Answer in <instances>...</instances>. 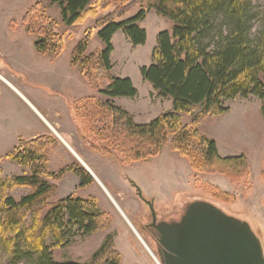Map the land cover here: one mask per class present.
<instances>
[{
  "label": "trees",
  "instance_id": "trees-1",
  "mask_svg": "<svg viewBox=\"0 0 264 264\" xmlns=\"http://www.w3.org/2000/svg\"><path fill=\"white\" fill-rule=\"evenodd\" d=\"M51 2L59 6L61 22L66 27L79 26L111 10L97 19L94 27L104 48L89 54L92 31H86L85 38L71 53V67L81 73L92 90L107 98L102 101L89 97L74 108L88 149L102 157L133 164L159 156L171 140L172 149L187 160L195 173L221 175L232 183L248 177L250 164L245 156L222 158L217 143L197 129L206 118L229 113L225 103L239 97L258 98L264 117V22L258 30L254 29L258 16L250 0ZM136 8L138 12L126 18ZM149 12L169 20L173 29L158 35L151 65L141 68L140 72L160 97L173 102V111L150 124L140 125L114 102L116 98L134 99L139 93L130 78L112 75V40L118 32H123L133 47L146 45L147 31L140 23ZM23 25L28 35L35 38L34 47L39 55L57 57L62 53L63 40L54 30L59 24L48 18L39 5L27 12ZM104 82L107 87L102 89ZM186 114H194L191 127L183 125L182 118ZM60 144L54 135L21 140L6 155L7 160L29 169L30 175L5 181L0 168L3 246L20 264H122L113 235L105 238L88 262L55 261L53 250L62 248L73 231L89 237L106 231L111 223L110 215L99 211L95 198L69 196L50 203L57 189L46 178L60 181L73 173L80 180L81 188L95 182L79 164L66 166L56 174L49 172L50 157ZM1 162L2 157L0 165ZM17 187L31 191L17 201L8 194ZM214 199L224 203L231 201L226 193H214ZM29 214L32 225L22 231ZM50 237L53 247L48 245Z\"/></svg>",
  "mask_w": 264,
  "mask_h": 264
},
{
  "label": "rangeland",
  "instance_id": "rangeland-1",
  "mask_svg": "<svg viewBox=\"0 0 264 264\" xmlns=\"http://www.w3.org/2000/svg\"><path fill=\"white\" fill-rule=\"evenodd\" d=\"M250 3L253 12L258 16L253 23L254 29L258 30L264 22V0H250ZM37 5L48 18L59 24L54 30L61 36L64 49L57 56V62L52 63V56H41L36 52L35 38L28 35L23 25L27 12ZM109 12L101 13L96 19H87L79 26L66 27L61 22L59 6L54 5L51 0H0V77L4 82L0 81L9 87L11 84H17L29 94L27 96L33 102L45 109L51 110L55 107L68 131L65 137L70 140V147L74 148V151L71 149L73 155L60 148L50 159L49 172L56 174L69 163L81 165L78 155L84 148L94 157L91 162L96 175L90 170L91 173L98 181L101 180L98 182L94 179L93 185L81 188L77 184L78 177L73 173L63 176L60 181L46 178L45 180L57 189V194L50 199V203H56L69 196L80 199L95 198L99 211L111 217L110 226L104 232L84 237L73 231L62 248L53 250L55 261L88 262L105 238L113 235L116 250L122 256V264H160L157 241L143 230V226L151 219V211L138 196L132 182L141 189L145 200L155 202V210L162 219L180 220L186 206L193 201L212 202L229 215L249 222L264 247V117L261 112L262 103L258 98L239 97L225 103V107L230 109L229 113L208 117L197 129L217 143L222 158L245 156L248 159L250 173L238 183H232L221 175L195 173L187 160L172 149L171 140L159 156L147 162L133 164L117 162L88 149L82 135V126L76 116L71 114L69 102L76 97L80 101L89 97L102 101L107 98L92 90L86 79L81 74H76V69L72 70L71 53L85 38L86 31H92L89 38V54L104 48L94 27L97 19ZM137 12L138 8L126 18ZM157 19L159 23L156 22ZM140 26L149 31L146 45L133 47L123 32H119L113 40L115 53L112 57V75L117 78H130L134 83L138 97L116 98L114 102L116 106L130 113L136 123L145 125L173 111V102L160 97L158 92L143 80L140 72L141 68L151 65L152 53L157 46V37L154 36L156 26H159V30L171 31L173 24L155 12H149ZM101 86L105 89L107 82ZM56 90L60 92L58 96L50 94V91ZM3 95L4 102L0 108L11 107L14 116L19 115L24 126L18 128L27 136L26 126L28 130L31 129L33 122L36 123L35 118L28 112L30 110L23 106L26 105L25 102L18 100L16 94L12 97V105L10 91L5 90ZM78 100L75 101L76 106ZM193 117L194 114L183 115L184 127H191ZM73 126L77 130L74 128L72 131ZM30 136L33 138L35 135ZM14 144L13 138L0 132V168L5 181L30 175L29 169L19 167L6 159ZM30 191L29 188L17 187L8 194L20 201ZM214 193H226L231 201L224 203L214 199ZM31 225L32 215L29 214L21 228L22 231L29 229ZM53 244V238L50 237L48 245L53 247ZM18 245L20 246L19 242ZM0 264H20L19 261H14V255L5 249L1 240Z\"/></svg>",
  "mask_w": 264,
  "mask_h": 264
},
{
  "label": "water",
  "instance_id": "water-1",
  "mask_svg": "<svg viewBox=\"0 0 264 264\" xmlns=\"http://www.w3.org/2000/svg\"><path fill=\"white\" fill-rule=\"evenodd\" d=\"M79 162L98 181L80 159ZM135 187L144 200L141 189ZM147 204L156 223L153 205ZM154 227L161 264H264V247L251 224L212 202L193 201L180 220L163 221Z\"/></svg>",
  "mask_w": 264,
  "mask_h": 264
},
{
  "label": "crops",
  "instance_id": "crops-1",
  "mask_svg": "<svg viewBox=\"0 0 264 264\" xmlns=\"http://www.w3.org/2000/svg\"><path fill=\"white\" fill-rule=\"evenodd\" d=\"M156 22L159 23V20L157 19ZM158 27L159 26H156L157 30L154 33L155 34L154 36H156V37H158V35L161 32L166 31V30H164V31L159 30ZM143 28L146 29L147 36L149 38V31L147 30L146 27L143 26ZM116 35L114 36L113 40L115 39ZM148 38H147V41H148ZM113 40H112V43H113ZM113 46H114V44H113ZM114 49H115V47H114ZM114 53H115V51L113 52V54ZM113 54H112V57H113ZM51 58L53 60L52 61V63H53V62H57L59 57H53L52 56ZM14 70L20 73V71H18L16 69H14ZM72 70H75V69H72ZM76 70H75L76 74H81L80 72H78ZM1 81H0V106L3 105V102H4V99H3L4 98L3 97L4 91L9 90L11 93V95H10L11 96V105H12V97L15 96V94H16L17 98H19L18 99L19 101L22 100L25 102L24 104H26V105H23V106H25L26 110L27 109L30 110L28 112L32 114V116L35 118V122H36V123L33 122V127L29 130H28V126H26L28 131L21 128V130H25L28 133L27 136H25L24 134L21 133V131L18 128V127L24 126L22 124L23 122H22L21 118L19 117V115L17 117H15L14 116L15 113H12L11 107L0 108V132L2 133V135H8L9 137L13 138L14 143H15L13 146V149L18 146V144L21 140L31 141V140H34L36 138L42 137V136H48V135L56 136V134H58L61 139L58 138L57 136L56 137L60 140L61 144L57 148V150L52 154V156L55 153L59 152L60 148H64L66 150V152H69L72 154V151H74L73 150L74 148H71L72 146L70 147V140L67 137H65L66 136L65 134H67L68 131L66 130V127L64 126L63 121H61V117H60L58 110L55 107L51 108V110H48V109L41 107L37 102H33L31 100V98H29V96H27L29 94H26V92L22 88H20L17 84H15V83L11 84V86L9 87V86H5V84L1 83ZM6 92H8V91H6ZM58 93H60V92L57 90L56 91H50V94H52L54 96H58ZM60 95H62V94H60ZM78 99L79 98L76 97L74 99H71V101L69 102V104L71 106V114H74V108L76 107L75 101ZM9 100H10V97L8 98V101ZM79 101L80 100H78V102ZM74 128L75 127L73 126L72 131L74 130ZM36 130H37V132H35ZM75 130H77V129L75 128ZM32 133H34V134H32ZM30 135H35V136H33V138H32ZM71 135L73 136V132H71ZM71 135H70V138H71ZM71 149H72V151H71ZM78 156L83 161L85 166L96 175L95 168L91 162V160L94 158L93 155L86 152V149L83 148L79 152ZM51 157H50V159H51ZM69 164H66V166H69ZM99 181L101 182V180H99ZM77 182H78L77 184L80 185V180H78Z\"/></svg>",
  "mask_w": 264,
  "mask_h": 264
},
{
  "label": "flooded vegetation",
  "instance_id": "flooded-vegetation-1",
  "mask_svg": "<svg viewBox=\"0 0 264 264\" xmlns=\"http://www.w3.org/2000/svg\"><path fill=\"white\" fill-rule=\"evenodd\" d=\"M138 194V193H137ZM143 200V199H142ZM144 201V203L149 207V209H150V206L147 204V202H151L152 203V205H153V209H154V211H155V213H156V217H157V220H156V223H154V218H153V211L150 209V211H151V219H150V221H148L147 222V224L145 225V226H143V230H145V231H147V233L151 236V237H153V239L154 240H156L157 241V231H156V229H155V227H154V224H159V223H161V222H173L174 220H165V219H162V218H160L159 217V215L157 214V212H156V210H155V202L153 201V200H151V201H148V200H143ZM157 249H158V246H157Z\"/></svg>",
  "mask_w": 264,
  "mask_h": 264
},
{
  "label": "bare ground",
  "instance_id": "bare-ground-1",
  "mask_svg": "<svg viewBox=\"0 0 264 264\" xmlns=\"http://www.w3.org/2000/svg\"><path fill=\"white\" fill-rule=\"evenodd\" d=\"M84 164V163H83ZM85 165V164H84ZM91 172V171H90ZM159 261H160V259H159ZM160 264H161V261H160Z\"/></svg>",
  "mask_w": 264,
  "mask_h": 264
}]
</instances>
